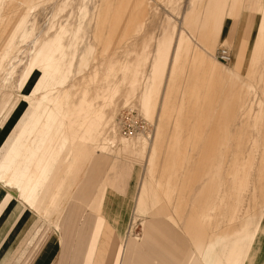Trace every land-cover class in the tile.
Returning a JSON list of instances; mask_svg holds the SVG:
<instances>
[{
  "label": "rangeland",
  "instance_id": "374dc122",
  "mask_svg": "<svg viewBox=\"0 0 264 264\" xmlns=\"http://www.w3.org/2000/svg\"><path fill=\"white\" fill-rule=\"evenodd\" d=\"M6 135L0 155L35 152L18 164L54 169L38 210L8 174L5 201L61 216L110 200L129 218L122 243L159 248L168 264H200L212 232L251 246L238 234L260 221V249L239 257L264 264V0H0Z\"/></svg>",
  "mask_w": 264,
  "mask_h": 264
},
{
  "label": "crops",
  "instance_id": "0c3cea01",
  "mask_svg": "<svg viewBox=\"0 0 264 264\" xmlns=\"http://www.w3.org/2000/svg\"><path fill=\"white\" fill-rule=\"evenodd\" d=\"M178 47L176 43L173 57L179 52ZM186 56L189 58L192 55ZM31 73L25 78H30ZM17 122L20 120L12 127L21 126L16 125ZM7 136L9 135L0 143L3 146ZM20 154L18 149H14L0 155V180L8 174L9 178L4 182L5 187L15 192L28 209L38 210L40 194L50 186V175L54 168L48 164L36 171L29 169L28 165L23 167L22 162L19 161L18 164L17 159L34 158L35 152H30L31 155L26 157ZM12 169L14 180L11 179ZM19 174H25V178L19 179ZM62 184L63 182L56 184L55 192L48 196L47 206L51 207L56 202ZM144 194L145 188L142 187L137 200L139 207L144 203ZM152 200L155 207L161 202V198L156 195ZM116 207V204L113 206L110 200L104 199L100 214L39 216L11 200L0 198V264H168L166 253L159 251V248L138 247L133 241L122 243V235L126 232L129 218L126 215L112 214ZM48 209L46 207L43 212L47 214ZM201 216L208 217L205 212ZM197 230L200 231L198 227ZM209 235L208 240L200 239L196 245L203 260L200 264H225V254L229 249L228 240L231 236H225V230ZM218 247L223 252L226 250L225 253L219 255L216 251Z\"/></svg>",
  "mask_w": 264,
  "mask_h": 264
},
{
  "label": "bare ground",
  "instance_id": "6f19581e",
  "mask_svg": "<svg viewBox=\"0 0 264 264\" xmlns=\"http://www.w3.org/2000/svg\"><path fill=\"white\" fill-rule=\"evenodd\" d=\"M217 60V59H216ZM218 61V60H217ZM219 62V61H218ZM221 63V62H219ZM158 206V205H157ZM244 226V225H243ZM243 229V227H242ZM260 232V234H263V225L261 224L260 221L254 223L253 228L251 230H247L246 227H244L243 230L240 231V233L238 235H240L239 237L241 238H245L248 239V244H251V246H247L244 248H241L240 245L238 244L239 241H233L232 242V246L231 251H229V253L225 254V264H245V260H250L249 257H247L246 259L243 260V262L240 263V253L242 251H247L249 250H253L255 251L256 248L260 249L259 246L256 247L254 246L256 243L255 239L258 236V233ZM263 236V235H262ZM237 239V238H236ZM259 251V250H258ZM206 252V251H205ZM210 252V250H209ZM259 253V252H258ZM237 255V256H236ZM211 256V255H210ZM204 257V256H203ZM202 258V257H201ZM212 258V257H211ZM255 259V258H254ZM202 260V259H201ZM209 260V259H208ZM203 261V260H202ZM207 261V260H206ZM215 261V260H214ZM213 261V262H214ZM213 264V263H212Z\"/></svg>",
  "mask_w": 264,
  "mask_h": 264
},
{
  "label": "built area",
  "instance_id": "2783aa9c",
  "mask_svg": "<svg viewBox=\"0 0 264 264\" xmlns=\"http://www.w3.org/2000/svg\"><path fill=\"white\" fill-rule=\"evenodd\" d=\"M216 59L222 64H228L232 59L231 52L227 48L221 46L217 50ZM132 132L133 131H130V133Z\"/></svg>",
  "mask_w": 264,
  "mask_h": 264
}]
</instances>
